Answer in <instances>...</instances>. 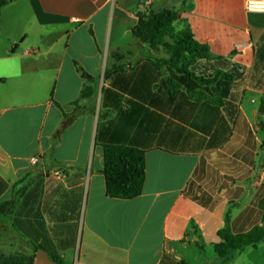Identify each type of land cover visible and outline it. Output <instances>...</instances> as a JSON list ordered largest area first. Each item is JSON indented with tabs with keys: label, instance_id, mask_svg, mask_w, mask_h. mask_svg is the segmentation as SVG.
<instances>
[{
	"label": "crops",
	"instance_id": "crops-1",
	"mask_svg": "<svg viewBox=\"0 0 264 264\" xmlns=\"http://www.w3.org/2000/svg\"><path fill=\"white\" fill-rule=\"evenodd\" d=\"M251 1L264 5L16 0L2 8L0 264H34L39 251L64 264H264V243L225 258L213 248L227 213L234 234L264 214V152L253 140L256 124L264 138V8L249 9ZM163 9H183L177 29L187 23L213 56L245 68L234 119L193 98L198 86L159 69L153 60L168 55L133 35L138 14ZM170 78L182 85L173 96ZM107 145L145 152L137 198L107 196Z\"/></svg>",
	"mask_w": 264,
	"mask_h": 264
},
{
	"label": "trees",
	"instance_id": "trees-1",
	"mask_svg": "<svg viewBox=\"0 0 264 264\" xmlns=\"http://www.w3.org/2000/svg\"><path fill=\"white\" fill-rule=\"evenodd\" d=\"M16 0H0V15L4 6ZM183 9H163L149 15L138 14V25L133 35L155 51L163 50L168 57L154 59L159 69L168 68L185 83H195L198 90L192 93L195 99L210 100L221 107L230 119L239 114L238 104L244 96L245 68L232 61V58L215 57L206 44L195 39L190 27L184 23L181 29L175 24ZM242 70V71H240ZM83 75H87L83 72ZM109 74L107 72L106 77ZM189 82V83H188ZM165 86L173 96L182 85L174 79H167ZM87 96L88 92H84ZM107 196L114 199L132 200L141 195L146 179L145 152L126 146L107 145L104 147V170ZM0 207V213H4ZM196 229L191 223V230ZM195 231L196 234L197 232ZM220 243L213 246L220 258L239 253L247 247H257L264 243V214L261 225L248 232L234 234L231 228V213L225 217V225L218 232ZM200 250L203 246L199 247ZM55 262H64L55 257ZM10 262L18 259L10 258Z\"/></svg>",
	"mask_w": 264,
	"mask_h": 264
},
{
	"label": "rangeland",
	"instance_id": "rangeland-1",
	"mask_svg": "<svg viewBox=\"0 0 264 264\" xmlns=\"http://www.w3.org/2000/svg\"><path fill=\"white\" fill-rule=\"evenodd\" d=\"M262 104H263V102L261 100V97H258V106L261 107ZM261 130H263V129L261 128V125L260 124H256L254 126V131H255L256 136L253 137V140H254V138H257V139L260 140V142H261V144H260V148L261 149L260 150L262 152H264V138L262 136H260L261 135V132H262ZM251 146H252V143H251Z\"/></svg>",
	"mask_w": 264,
	"mask_h": 264
},
{
	"label": "water",
	"instance_id": "water-1",
	"mask_svg": "<svg viewBox=\"0 0 264 264\" xmlns=\"http://www.w3.org/2000/svg\"><path fill=\"white\" fill-rule=\"evenodd\" d=\"M194 239L196 240L197 238L195 237ZM197 246H199V243H197ZM34 264H56V263L52 261L45 252L39 251L36 255Z\"/></svg>",
	"mask_w": 264,
	"mask_h": 264
},
{
	"label": "built area",
	"instance_id": "built-area-1",
	"mask_svg": "<svg viewBox=\"0 0 264 264\" xmlns=\"http://www.w3.org/2000/svg\"><path fill=\"white\" fill-rule=\"evenodd\" d=\"M249 9H257V10H262L264 8V5L261 4L260 2H249L248 3Z\"/></svg>",
	"mask_w": 264,
	"mask_h": 264
}]
</instances>
